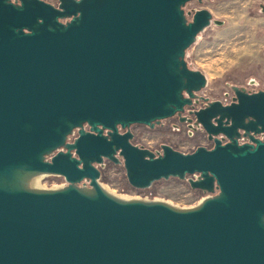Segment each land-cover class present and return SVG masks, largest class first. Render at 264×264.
I'll list each match as a JSON object with an SVG mask.
<instances>
[{"label": "water", "instance_id": "water-1", "mask_svg": "<svg viewBox=\"0 0 264 264\" xmlns=\"http://www.w3.org/2000/svg\"><path fill=\"white\" fill-rule=\"evenodd\" d=\"M190 1L0 0V264H264V89L199 94L187 50L224 21ZM175 116L212 144L133 143V125ZM106 160L136 188L174 177L208 196H120ZM42 174L66 184L34 187Z\"/></svg>", "mask_w": 264, "mask_h": 264}, {"label": "rangeland", "instance_id": "rangeland-1", "mask_svg": "<svg viewBox=\"0 0 264 264\" xmlns=\"http://www.w3.org/2000/svg\"><path fill=\"white\" fill-rule=\"evenodd\" d=\"M200 8L209 9L224 24L212 23L187 50L189 67L203 71L208 78L207 86L199 94L230 103L234 85L248 91L264 89V0H193L186 5V11ZM132 131L133 143L154 151L161 149L163 143L184 152L212 144L203 133L190 132L177 116L163 120L154 129L136 124ZM100 168L101 182L123 197L159 199L192 207L208 196L200 189H193L187 181L174 177L158 180L150 188H136L130 184L123 164L106 160ZM43 183L53 188L63 186L66 180L60 175H47Z\"/></svg>", "mask_w": 264, "mask_h": 264}, {"label": "flooded vegetation", "instance_id": "flooded-vegetation-1", "mask_svg": "<svg viewBox=\"0 0 264 264\" xmlns=\"http://www.w3.org/2000/svg\"><path fill=\"white\" fill-rule=\"evenodd\" d=\"M46 1H48V0H46ZM50 2V1H49ZM185 115L186 116H191V115H189L188 114V112L187 113H185ZM178 119H179V117H177ZM182 123H186L187 124V129H189V131L190 132H194V133H203L204 135H205V137H207V139H208V134H207V132L205 131V130H203L202 128H198V127H196L193 123H191V122H182ZM191 125H193V126H191ZM197 128V129H196ZM77 135V131H76V134H75V136ZM75 136H74V138H75ZM259 137L261 138V139H263L264 138V133H261L260 135H259ZM209 140V139H208ZM210 141V140H209ZM249 141V138H248V136H242L241 138H240V142L241 143H245V142H248ZM211 142V141H210ZM64 178V177H63ZM65 179V178H64Z\"/></svg>", "mask_w": 264, "mask_h": 264}, {"label": "bare ground", "instance_id": "bare-ground-1", "mask_svg": "<svg viewBox=\"0 0 264 264\" xmlns=\"http://www.w3.org/2000/svg\"><path fill=\"white\" fill-rule=\"evenodd\" d=\"M47 175H49V174H42V175L37 176V177L34 179L32 185H33L34 187H36V188H49V187H47V186L43 183V178H44L45 176H47ZM104 186H105V185H104ZM106 188H107V187H106ZM109 190H110V189H109ZM128 198H132V197H128Z\"/></svg>", "mask_w": 264, "mask_h": 264}, {"label": "built area", "instance_id": "built-area-1", "mask_svg": "<svg viewBox=\"0 0 264 264\" xmlns=\"http://www.w3.org/2000/svg\"><path fill=\"white\" fill-rule=\"evenodd\" d=\"M190 177H194L193 175H189Z\"/></svg>", "mask_w": 264, "mask_h": 264}]
</instances>
